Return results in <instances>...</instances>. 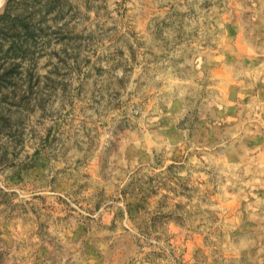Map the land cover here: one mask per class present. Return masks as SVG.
Returning a JSON list of instances; mask_svg holds the SVG:
<instances>
[{
  "label": "rangeland",
  "instance_id": "rangeland-1",
  "mask_svg": "<svg viewBox=\"0 0 264 264\" xmlns=\"http://www.w3.org/2000/svg\"><path fill=\"white\" fill-rule=\"evenodd\" d=\"M0 264H264V0H4Z\"/></svg>",
  "mask_w": 264,
  "mask_h": 264
},
{
  "label": "trees",
  "instance_id": "trees-1",
  "mask_svg": "<svg viewBox=\"0 0 264 264\" xmlns=\"http://www.w3.org/2000/svg\"><path fill=\"white\" fill-rule=\"evenodd\" d=\"M5 15V12L0 15V19Z\"/></svg>",
  "mask_w": 264,
  "mask_h": 264
},
{
  "label": "bare ground",
  "instance_id": "bare-ground-1",
  "mask_svg": "<svg viewBox=\"0 0 264 264\" xmlns=\"http://www.w3.org/2000/svg\"><path fill=\"white\" fill-rule=\"evenodd\" d=\"M3 4H4V0H3ZM3 4L2 5H0V10L2 9V7H3Z\"/></svg>",
  "mask_w": 264,
  "mask_h": 264
},
{
  "label": "clouds",
  "instance_id": "clouds-1",
  "mask_svg": "<svg viewBox=\"0 0 264 264\" xmlns=\"http://www.w3.org/2000/svg\"><path fill=\"white\" fill-rule=\"evenodd\" d=\"M3 4V0H0V5H2Z\"/></svg>",
  "mask_w": 264,
  "mask_h": 264
}]
</instances>
